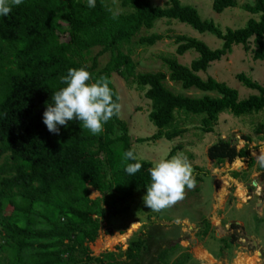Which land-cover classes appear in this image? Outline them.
I'll list each match as a JSON object with an SVG mask.
<instances>
[{
  "label": "trees",
  "instance_id": "obj_1",
  "mask_svg": "<svg viewBox=\"0 0 264 264\" xmlns=\"http://www.w3.org/2000/svg\"><path fill=\"white\" fill-rule=\"evenodd\" d=\"M109 1L96 0L90 8L87 0H23L9 15L0 16V264H121L110 252L93 256L89 244L103 229L111 208L121 207L150 186L151 162L139 159L143 166L135 175L124 170L123 153L133 147L128 125L119 117L110 119L99 135H92L78 120L58 125V135L47 130L43 113L53 103L52 95L65 86L60 79L69 69L84 67L92 74L90 83L107 77L114 100L119 97L111 81L114 73L137 85L151 103L148 118L157 129L139 143L183 137L187 129L180 127L182 116H203L199 127L203 134L214 133L224 113L236 118L262 115L259 132L264 128V84L245 73L236 75L240 84L256 92L241 100L226 83L200 77L229 56L234 46H241L253 61H264V0L243 7L251 15L245 26L225 30L179 0H165L162 7L149 0H118L127 12L115 18ZM237 3L213 0L212 9L222 14ZM162 20L210 34L222 46L212 50L201 40L180 34L142 36ZM164 39L176 47L175 55L161 58L166 72L137 74L130 56L121 50L123 44L148 48ZM190 51L199 57L188 66L181 64L178 57ZM107 54L111 59L100 69L99 60ZM168 82L212 95L176 94ZM237 154L247 156L246 150L237 153L225 140L208 150L217 165ZM234 162L240 163L237 158ZM200 181L195 178V185ZM91 189L99 193L95 199L90 198ZM204 226L207 235L210 222ZM178 248L162 251L157 264H168ZM144 249L145 241L138 240L126 250L125 260L138 264Z\"/></svg>",
  "mask_w": 264,
  "mask_h": 264
},
{
  "label": "rangeland",
  "instance_id": "obj_2",
  "mask_svg": "<svg viewBox=\"0 0 264 264\" xmlns=\"http://www.w3.org/2000/svg\"><path fill=\"white\" fill-rule=\"evenodd\" d=\"M149 1L159 7L166 3L165 0ZM179 1L195 8L203 20L212 21L225 30L245 26L251 15L243 7L253 4L255 0H238L236 7L222 14L213 11V0ZM108 6L109 9H119V14L127 12L121 8L118 0H110ZM153 33L164 37L180 34L196 38L212 50L222 46V41L216 37L200 34L177 21H159L154 30L144 31L142 36ZM121 50L136 65V73L141 74L166 72L161 58L175 55L176 47L172 41L164 39L148 48L139 47L135 42L123 44ZM198 57L197 53L190 51L184 57H178V60L188 66ZM110 59L111 54L103 56L99 60V68L102 69ZM240 73L264 84V61H253L241 46H234L229 56L212 64L206 73H200V77L204 80L212 77L226 83L237 90L240 99L244 100L256 92L246 89L236 80V75ZM111 81L122 105L119 118L128 125L137 157L154 164L163 157L170 159V153L178 148L173 156L183 153L192 166L194 178L201 181L186 190L182 201L161 212H153L144 205L146 192H137L121 207L111 208L107 219L103 221V229L95 242L89 244L92 255L97 257L110 252L116 255L117 260H121V264H136V261L125 260V252L138 240H144L145 249L138 264H157L158 255L176 245L179 248L169 258L168 264H264V128L259 132L262 115L236 118L224 113L220 115L212 134L200 131V119L203 116H192L194 118L190 119L182 116L180 127L187 129L183 137L172 142L161 140L139 143V139L151 137L157 131L148 118L152 110L151 103L137 85L120 75L114 73ZM167 86L183 96L200 98L212 95L195 89L186 91L179 84L170 82ZM246 139H250V142ZM220 140L230 142L237 153L246 150L247 156L237 154L227 158L224 164L217 165L209 159L208 150ZM235 158L240 162L237 165ZM235 173H238V179L234 178ZM98 196L99 193L91 189L90 198ZM205 221L210 222L207 235L203 234ZM232 225L238 229L232 228ZM253 242L258 244L257 248ZM185 255L188 258H184Z\"/></svg>",
  "mask_w": 264,
  "mask_h": 264
},
{
  "label": "clouds",
  "instance_id": "obj_3",
  "mask_svg": "<svg viewBox=\"0 0 264 264\" xmlns=\"http://www.w3.org/2000/svg\"><path fill=\"white\" fill-rule=\"evenodd\" d=\"M22 3L23 0H0V16L9 15L14 6ZM87 5L94 8L96 0H87ZM109 11L113 18L119 14V9ZM91 80L92 74L84 67L71 68L61 77L60 82L65 86L52 95L53 103L48 104L43 113V123L50 133L58 135V125L66 127L69 121L78 120L92 135H99L110 119L122 115V105L119 97L113 99L115 94L109 79L100 77L90 83ZM123 159L128 175H135L143 166L131 149L123 153ZM148 171L151 183L143 203L153 212L173 207L185 198L186 189L195 186L192 166L183 153L159 159Z\"/></svg>",
  "mask_w": 264,
  "mask_h": 264
},
{
  "label": "water",
  "instance_id": "obj_4",
  "mask_svg": "<svg viewBox=\"0 0 264 264\" xmlns=\"http://www.w3.org/2000/svg\"><path fill=\"white\" fill-rule=\"evenodd\" d=\"M215 144H213L212 146H214ZM264 176V171H263V175H262V177ZM248 239H250V237H248ZM253 245H254V247L255 248H257L258 247V244L256 243V242H253Z\"/></svg>",
  "mask_w": 264,
  "mask_h": 264
},
{
  "label": "crops",
  "instance_id": "obj_5",
  "mask_svg": "<svg viewBox=\"0 0 264 264\" xmlns=\"http://www.w3.org/2000/svg\"><path fill=\"white\" fill-rule=\"evenodd\" d=\"M235 174H238V173H235ZM235 179H238V177L237 178H235ZM246 191V190H245Z\"/></svg>",
  "mask_w": 264,
  "mask_h": 264
}]
</instances>
